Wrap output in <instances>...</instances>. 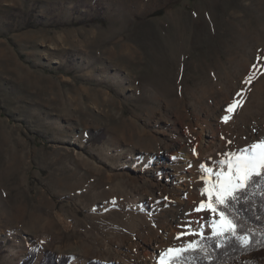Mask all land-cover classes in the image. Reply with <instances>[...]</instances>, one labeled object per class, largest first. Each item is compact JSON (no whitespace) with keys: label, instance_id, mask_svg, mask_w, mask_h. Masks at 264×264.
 Returning <instances> with one entry per match:
<instances>
[{"label":"rangeland","instance_id":"374dc122","mask_svg":"<svg viewBox=\"0 0 264 264\" xmlns=\"http://www.w3.org/2000/svg\"><path fill=\"white\" fill-rule=\"evenodd\" d=\"M209 127L218 142L199 150ZM258 140L264 0H0V264H129L165 221L163 252L209 235L179 156ZM167 163L194 174L192 202Z\"/></svg>","mask_w":264,"mask_h":264},{"label":"snow or ice","instance_id":"6c2138e0","mask_svg":"<svg viewBox=\"0 0 264 264\" xmlns=\"http://www.w3.org/2000/svg\"><path fill=\"white\" fill-rule=\"evenodd\" d=\"M234 107L236 105H229L227 111L231 112ZM223 119L227 122L229 116L226 115ZM220 155L223 159L196 165L203 184L201 194L207 199L202 200L194 211L209 212L215 237L225 239L232 237L247 244V237L238 235V225L233 211H238L235 205L247 198L249 189L260 185L264 180V140L253 142L236 152H225ZM212 163L215 164V168L211 166ZM186 234L191 233L180 235ZM180 235L177 239H180ZM197 250L203 251L202 248L198 249L197 242L191 241L178 249L168 248L158 255L162 258L161 264H190L186 254ZM164 257L167 259H163Z\"/></svg>","mask_w":264,"mask_h":264},{"label":"trees","instance_id":"16d2710c","mask_svg":"<svg viewBox=\"0 0 264 264\" xmlns=\"http://www.w3.org/2000/svg\"><path fill=\"white\" fill-rule=\"evenodd\" d=\"M85 22H80L84 24ZM87 23H101L102 19H90ZM79 24V23H78ZM233 215L238 225V235L248 239L243 244L232 237L217 238L213 233L195 239L197 247L203 251H192L187 255L190 264H264V180L261 184L249 189L246 199L235 205ZM36 252L31 250L21 264H31ZM71 258L46 253L40 264H70ZM88 264H97L91 262Z\"/></svg>","mask_w":264,"mask_h":264},{"label":"bare ground","instance_id":"6f19581e","mask_svg":"<svg viewBox=\"0 0 264 264\" xmlns=\"http://www.w3.org/2000/svg\"><path fill=\"white\" fill-rule=\"evenodd\" d=\"M215 134L216 132L214 128L202 129L199 132L200 142L198 145V149L200 148L199 150H202V148H207L209 146L216 145L218 139L215 137ZM196 150L197 147L194 149V151ZM178 159H180L182 165H192V167H195L197 165L195 157L188 154H185L184 156H179ZM187 170L172 169L168 163L164 167V173L166 175L167 180L170 181L172 185L174 184L175 187H178L177 189L179 190L180 195L187 199L188 202H192V200L194 199V195L191 190H188V185L190 184L189 182L194 180V174ZM186 207L183 211L187 210ZM197 214L199 213L197 212ZM195 216V212L194 214H189V220H194ZM177 228L178 226H174L171 222H163L159 227V229H161L160 234L152 233V235L146 236L143 241L144 248L142 250V253L138 251L130 252L129 264H158L156 261L157 258L160 257L158 254L163 253V250L168 247L171 242L172 234L175 232V230H177Z\"/></svg>","mask_w":264,"mask_h":264}]
</instances>
